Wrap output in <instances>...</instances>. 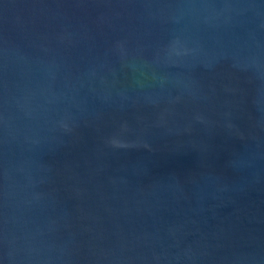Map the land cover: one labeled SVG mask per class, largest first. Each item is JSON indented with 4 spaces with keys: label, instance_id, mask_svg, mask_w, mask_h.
Here are the masks:
<instances>
[{
    "label": "water",
    "instance_id": "obj_1",
    "mask_svg": "<svg viewBox=\"0 0 264 264\" xmlns=\"http://www.w3.org/2000/svg\"><path fill=\"white\" fill-rule=\"evenodd\" d=\"M0 264H264V0H0Z\"/></svg>",
    "mask_w": 264,
    "mask_h": 264
}]
</instances>
